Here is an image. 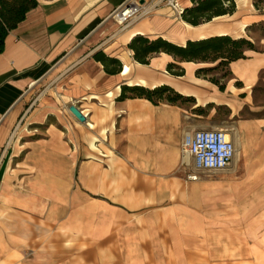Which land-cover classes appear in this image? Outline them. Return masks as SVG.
Segmentation results:
<instances>
[{
	"label": "crops",
	"instance_id": "1",
	"mask_svg": "<svg viewBox=\"0 0 264 264\" xmlns=\"http://www.w3.org/2000/svg\"><path fill=\"white\" fill-rule=\"evenodd\" d=\"M37 1L9 33L0 55V194L8 185L22 189L26 206L9 205L29 221L39 220L41 228L0 232V264H50L51 256L58 257L55 264H263L264 206L243 205V180L221 171L188 178L193 170L183 165L182 142L189 131L183 108L119 97L123 85L165 84L193 96L197 107L224 105L240 117L261 81L264 52L248 51L247 58L232 62L234 78L220 91L196 76L205 65L181 62L185 75L177 77L167 71L175 62L169 54L153 57L149 65L137 62L126 38L134 32L184 45L230 35L264 46V36L253 34L264 22V9L255 0H236L233 14L193 26L181 18L191 0H171L180 11L145 0L154 10L126 26L118 9L130 0ZM99 50L119 58L123 71L106 73L93 59ZM53 74L56 85L48 84L36 103L40 112L60 110L72 136L23 142L24 118L36 104H28L31 95ZM73 105L86 121L62 112ZM235 129L232 139L248 158L246 170L261 171L256 164L263 157L254 156L249 141L264 138V119L238 118ZM19 137L25 149L17 154ZM18 161L27 170L20 181ZM260 175L247 174L250 191L258 188ZM67 237L87 243L71 242L69 249L60 245Z\"/></svg>",
	"mask_w": 264,
	"mask_h": 264
},
{
	"label": "trees",
	"instance_id": "2",
	"mask_svg": "<svg viewBox=\"0 0 264 264\" xmlns=\"http://www.w3.org/2000/svg\"><path fill=\"white\" fill-rule=\"evenodd\" d=\"M192 5L181 12V18L187 23L198 26L211 22L217 17L231 15L236 11V0H191ZM38 5L37 0H0V55L5 50V41L9 33L25 20L27 14ZM257 9H264V0H255ZM257 27H264V22ZM254 29V27H253ZM134 59L149 65L151 59L161 53L171 55L175 62H170L167 71L171 75L182 77L185 68L181 62L205 64L196 70V76L204 78L225 91L227 82L234 78L230 65L232 62L247 58L248 51L264 52L257 42L247 37L233 38L230 35H217L207 38L188 40L184 45L171 42L163 37L150 38L135 36L128 44ZM93 59L100 62L106 73L111 75L123 71V62L107 55L103 50L94 53ZM241 86V82L236 83ZM126 98H145L155 105L168 104L184 108L187 103L196 104L193 96H186L169 85L148 88L142 85H123L119 100ZM212 105V104H211ZM209 105V106H211ZM194 110L205 112V108Z\"/></svg>",
	"mask_w": 264,
	"mask_h": 264
},
{
	"label": "rangeland",
	"instance_id": "3",
	"mask_svg": "<svg viewBox=\"0 0 264 264\" xmlns=\"http://www.w3.org/2000/svg\"><path fill=\"white\" fill-rule=\"evenodd\" d=\"M170 0H160V5H170ZM141 4L140 2H138ZM142 10L138 13V15L133 18L132 20L128 21L126 24L131 25L133 21H137L139 17L145 13L146 10L150 9V3L146 2L145 4H141ZM154 10L153 7L149 10L152 12ZM148 14H145L144 16H147ZM141 18V17H140ZM115 27H120V23L114 19ZM122 26V25H121ZM125 27V26H124ZM253 34L256 38H259L261 36H264V27H257L255 26L253 29ZM257 42V40H256ZM257 45L259 48H264V46L260 45L257 42ZM92 48V46L89 44L86 50L83 52L82 56L85 55L87 52H89V49ZM81 56V57H82ZM56 74H53L51 77H49L42 85H37L33 94L31 95L29 105L33 103H36L38 99L42 97V94L44 91L48 88V84H52V86L56 85ZM264 78V72L261 75V81L257 85V87L254 90V99L253 102L250 104V106H247L243 109L240 117L233 116L231 113V110L228 106H220V107H214L213 105L207 106L205 108V112L201 114V112L194 110L197 108L196 104L194 103H187L184 105L183 108V114H184V121L185 124L188 126L189 131H195V130H203V129H227L229 133L234 136L237 135V130L235 129L236 120L238 118L241 119H254V120H263L264 119V81L262 80ZM42 109V105L40 102L36 103L34 105V108L31 109V111H28V115L24 118L23 121V127L20 130V134L28 135L24 138L23 142L31 141V142H38L43 143L45 140L49 139V137L55 138L59 137L60 139L68 140V136H72V129H67L65 124H67L63 119V114L59 113V115L62 117V120L60 121L57 116L50 115L43 123H33V118L40 112ZM60 111V110H59ZM57 111V112H59ZM64 113H70V109L65 106L62 110ZM30 123V124H28ZM53 127V132H48V127ZM251 146L254 149V156H261L263 157V162L257 163V169L261 171H247L246 170V162L248 161V158L245 156V154L240 153L241 147L240 145H237V152L236 156L231 162V164L223 169L220 170L222 173H229L233 174L235 173L237 178H241L243 180L242 182V193H241V200L243 205L247 204L250 205V203H257L259 207L264 206V138L260 135L255 136L251 138L249 141ZM45 143V142H44ZM47 143V142H46ZM246 143V138L243 137V144ZM24 144V143H23ZM248 144V145H250ZM190 163V165H186L185 167H188L189 169H192V160L187 161ZM255 167V164L253 165ZM16 171H22L21 177L19 178V181L22 177H24V174L26 173L25 168L22 164V161H18V169ZM31 171V170H30ZM192 172V171H190ZM263 174L258 176V188L256 190L250 191V183L248 180L247 174ZM206 172L200 173V179L206 176ZM19 187L23 186L19 183ZM39 220H28L26 218V214L16 211L14 208L10 207L8 202L0 200V232H33L38 231L41 228V225L39 224ZM71 242L79 243L81 245H84L87 243L84 240H77V238H71L67 237V239L60 242V245H64L66 248H69L72 246ZM57 241H55V244L57 245ZM57 248V246H55ZM261 259L264 264V257H260L259 263L261 262ZM58 260V257L51 256L50 257V264H55ZM40 262V261H39Z\"/></svg>",
	"mask_w": 264,
	"mask_h": 264
},
{
	"label": "built area",
	"instance_id": "4",
	"mask_svg": "<svg viewBox=\"0 0 264 264\" xmlns=\"http://www.w3.org/2000/svg\"><path fill=\"white\" fill-rule=\"evenodd\" d=\"M176 11L182 7L169 1ZM146 3V2H145ZM144 3V4H145ZM142 10L138 1H128L118 9V16L123 23L135 18ZM237 147L227 129H203L187 131L182 142L183 165H190L193 171L188 178L200 179L201 172H215L227 168L236 156Z\"/></svg>",
	"mask_w": 264,
	"mask_h": 264
},
{
	"label": "bare ground",
	"instance_id": "5",
	"mask_svg": "<svg viewBox=\"0 0 264 264\" xmlns=\"http://www.w3.org/2000/svg\"><path fill=\"white\" fill-rule=\"evenodd\" d=\"M145 12H148V10H146ZM133 37H134V32L130 33L126 39H129V41H131ZM202 65H205V64H202ZM50 115L57 116L60 121L62 120V117L59 115V112H57L54 109L49 108L37 114L33 118L32 122L33 123H43ZM65 126L70 131V127L67 124H65ZM231 136H233L232 133H231ZM20 139L21 137L18 138V142H17V154H20L25 149V145L22 143H19ZM71 139L73 140V138ZM20 193H24V191L16 186L8 185L7 188L1 192L0 200L25 207L26 203L20 198Z\"/></svg>",
	"mask_w": 264,
	"mask_h": 264
},
{
	"label": "water",
	"instance_id": "6",
	"mask_svg": "<svg viewBox=\"0 0 264 264\" xmlns=\"http://www.w3.org/2000/svg\"><path fill=\"white\" fill-rule=\"evenodd\" d=\"M141 4L145 3V0L140 1ZM70 111L80 120V121H86V117L82 114V112L76 107V106H71Z\"/></svg>",
	"mask_w": 264,
	"mask_h": 264
}]
</instances>
